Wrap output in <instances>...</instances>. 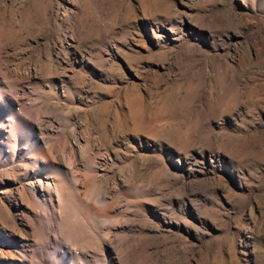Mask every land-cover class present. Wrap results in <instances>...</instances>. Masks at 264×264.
Listing matches in <instances>:
<instances>
[{
    "label": "rangeland",
    "instance_id": "rangeland-1",
    "mask_svg": "<svg viewBox=\"0 0 264 264\" xmlns=\"http://www.w3.org/2000/svg\"><path fill=\"white\" fill-rule=\"evenodd\" d=\"M0 264H264V0H0Z\"/></svg>",
    "mask_w": 264,
    "mask_h": 264
}]
</instances>
